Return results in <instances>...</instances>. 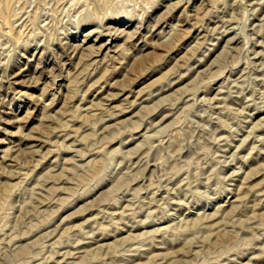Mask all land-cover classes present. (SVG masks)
<instances>
[{
  "label": "rangeland",
  "instance_id": "1",
  "mask_svg": "<svg viewBox=\"0 0 264 264\" xmlns=\"http://www.w3.org/2000/svg\"><path fill=\"white\" fill-rule=\"evenodd\" d=\"M0 264H264V0H0Z\"/></svg>",
  "mask_w": 264,
  "mask_h": 264
}]
</instances>
